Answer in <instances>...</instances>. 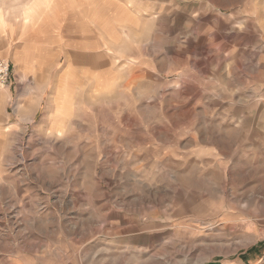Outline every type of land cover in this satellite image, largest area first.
<instances>
[{
    "label": "rangeland",
    "instance_id": "obj_1",
    "mask_svg": "<svg viewBox=\"0 0 264 264\" xmlns=\"http://www.w3.org/2000/svg\"><path fill=\"white\" fill-rule=\"evenodd\" d=\"M53 1L0 86V264H264V0Z\"/></svg>",
    "mask_w": 264,
    "mask_h": 264
},
{
    "label": "crops",
    "instance_id": "obj_2",
    "mask_svg": "<svg viewBox=\"0 0 264 264\" xmlns=\"http://www.w3.org/2000/svg\"><path fill=\"white\" fill-rule=\"evenodd\" d=\"M55 6L57 9V5L53 0H30V2L27 3L26 6L20 11L19 15H15V13L10 11L8 12L7 16L0 13V57L7 54L13 59V61H10L12 65L15 60L17 64L21 66L19 63L25 59V55L27 53L26 49L28 48V46L24 44L26 41V35L29 31L27 28H29V26L35 27L36 23L40 24L42 18H45L47 13L49 14V18L46 17L48 20L44 22L43 26L50 25L49 28L53 30L54 26H56V17H58V14L55 16L56 12L55 14H50L49 11H55L53 9ZM72 15L79 16L77 10L75 9L72 11ZM18 17H21L22 19V25L19 29L16 27L15 23V18L17 19ZM35 30L41 31L40 28L39 30L38 28ZM20 39L24 41L22 42ZM16 40H18L17 44ZM14 76L13 67L12 81Z\"/></svg>",
    "mask_w": 264,
    "mask_h": 264
},
{
    "label": "built area",
    "instance_id": "obj_3",
    "mask_svg": "<svg viewBox=\"0 0 264 264\" xmlns=\"http://www.w3.org/2000/svg\"><path fill=\"white\" fill-rule=\"evenodd\" d=\"M13 65L8 59H0V86L12 83Z\"/></svg>",
    "mask_w": 264,
    "mask_h": 264
}]
</instances>
